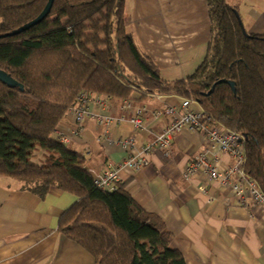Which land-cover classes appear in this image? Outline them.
<instances>
[{
	"label": "trees",
	"instance_id": "1",
	"mask_svg": "<svg viewBox=\"0 0 264 264\" xmlns=\"http://www.w3.org/2000/svg\"><path fill=\"white\" fill-rule=\"evenodd\" d=\"M47 1L0 0V69L23 88L0 83V177L39 197L51 187L73 195L57 229L95 264H185L162 219L143 210L125 184L98 189L84 157L57 140V126L83 91L121 101L190 99L208 123L241 136L243 172L264 195V36L244 35L225 0H205L204 60L192 75L168 82L126 30L124 0H53L39 23L3 36L34 20Z\"/></svg>",
	"mask_w": 264,
	"mask_h": 264
},
{
	"label": "crops",
	"instance_id": "2",
	"mask_svg": "<svg viewBox=\"0 0 264 264\" xmlns=\"http://www.w3.org/2000/svg\"><path fill=\"white\" fill-rule=\"evenodd\" d=\"M225 1L236 8L248 34L264 36V0ZM124 22L165 81L192 75L204 60L210 39L205 0H124ZM181 100L151 95L140 102L134 97L132 102L163 110L178 107ZM121 106V100L108 98L103 113L130 117L131 111L123 112ZM74 124L67 114L57 132L69 136ZM164 125L163 118L153 120L147 115L142 130L123 122L113 125L104 137L102 128L87 117L78 136L66 146L81 154L88 171L97 174L129 154L116 144L118 139L131 136L139 148ZM203 150L222 172L234 164L203 132L183 128L168 151L155 150L138 171L124 170L121 184L143 210L162 219L170 247L182 255L185 264H264V207L249 199L248 206L241 205L231 190L205 180L200 173L187 180L183 177L187 165ZM203 182L206 193L198 189ZM75 201L73 195L54 187L39 197L18 182L0 177V264H95L89 252L57 229L60 216Z\"/></svg>",
	"mask_w": 264,
	"mask_h": 264
},
{
	"label": "built area",
	"instance_id": "3",
	"mask_svg": "<svg viewBox=\"0 0 264 264\" xmlns=\"http://www.w3.org/2000/svg\"><path fill=\"white\" fill-rule=\"evenodd\" d=\"M106 96H100L88 91L81 92L73 106L68 109L67 114L74 119V127L69 136L57 132V140L66 145L78 136L81 125L87 117L93 118L98 126L102 128L103 136L106 137L113 125L128 122L136 130H142L143 119L149 115L153 120L163 118L165 125L153 138L144 145L136 148L135 139L128 136L118 139L116 144L129 154L119 163L108 164L101 172L93 173L95 186L103 191L113 192L122 183V172L126 169L138 171L144 167L148 156L157 149L168 151L171 147L173 137L183 128L191 131L203 132L210 144H217L219 148L226 151L234 160V164L225 171H220L215 159L208 157V151H201L193 157L183 172L187 180L191 175L200 173L205 180L219 182V184L232 191L234 197L243 206H248L250 200L253 204L264 207V195L259 191L256 183L246 177L243 172L244 148L241 136L224 128L221 125L208 123L201 108L190 99H182L178 107H165L163 110H151L142 105H135L130 100L122 101L121 111H131L130 117L120 115L117 117L103 113L105 109ZM66 114V115H67ZM235 179L232 181L231 177ZM198 189L206 193V184L200 183ZM209 199L213 200L212 197ZM249 199V200H248Z\"/></svg>",
	"mask_w": 264,
	"mask_h": 264
},
{
	"label": "water",
	"instance_id": "4",
	"mask_svg": "<svg viewBox=\"0 0 264 264\" xmlns=\"http://www.w3.org/2000/svg\"><path fill=\"white\" fill-rule=\"evenodd\" d=\"M52 2H53V0H48L44 9L41 11V13L34 20H32V21L28 22L27 24L21 26L20 28H18L14 32L7 33L3 36H9V35L20 33L22 31H25V30L29 29L30 27L36 25L37 23H39L41 20H43L48 15L50 8H51V5H52ZM236 17H237L238 22L240 24L242 33L244 35H247L248 33L244 30L237 12H236ZM225 82L226 81H224V80H220L217 83H225ZM0 83L3 85H6L9 88H15L18 86L19 90H23L22 86L16 80H14L9 74H7L5 71H3L1 69H0ZM227 83L231 86L232 90H234V84L232 82H227ZM213 87H214V85H213ZM211 91H212V89L208 93H210Z\"/></svg>",
	"mask_w": 264,
	"mask_h": 264
},
{
	"label": "rangeland",
	"instance_id": "5",
	"mask_svg": "<svg viewBox=\"0 0 264 264\" xmlns=\"http://www.w3.org/2000/svg\"><path fill=\"white\" fill-rule=\"evenodd\" d=\"M238 10L240 11V8H238ZM67 148H69V147H67ZM41 154H42V152L37 153V155H36L37 159L42 160L43 154L42 155ZM37 159H36V161H37Z\"/></svg>",
	"mask_w": 264,
	"mask_h": 264
}]
</instances>
